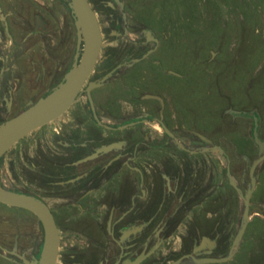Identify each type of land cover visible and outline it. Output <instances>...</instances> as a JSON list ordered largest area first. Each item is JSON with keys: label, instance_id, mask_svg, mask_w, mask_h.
<instances>
[{"label": "flooded vegetation", "instance_id": "af4514ba", "mask_svg": "<svg viewBox=\"0 0 264 264\" xmlns=\"http://www.w3.org/2000/svg\"><path fill=\"white\" fill-rule=\"evenodd\" d=\"M89 2L101 27L102 46L82 92L71 105L83 99L81 108L71 112L67 120L62 117L71 107L51 121L62 122L58 128H49L53 147L44 144L36 150L31 146L35 139L30 138V132L6 151L0 157V187L33 195L55 212L59 231L55 264H264V224L253 229L252 220L260 215L250 211L255 187L249 220L238 235L251 178L243 199L240 197L243 205L238 216L237 196L233 194L235 208L228 207L224 193L211 191L207 180L210 162L203 156L207 152H202L203 146L220 149L227 159L226 136L217 139L191 129L188 131L201 146L190 145L176 134L165 100L150 86L152 79L147 85L143 82V91L137 88L132 93L131 82L140 80L137 76L141 73L153 68L158 75V56L153 55L158 50V35L141 18L139 29L127 30L124 19L126 15L128 20L137 17L134 11L131 15L125 10L121 16L108 0ZM69 3L0 0V100L6 108L14 100L16 104L25 101L21 108H27L51 92L80 60L83 42ZM105 5L111 11L101 8ZM99 15L106 16V26ZM105 33L111 34L115 45H103ZM124 36L127 44L120 46L118 41ZM133 72L135 79L129 81L126 76ZM114 79L124 80L122 94L109 96L107 106L92 98L93 111L86 86L99 83L91 90L92 97L94 89ZM27 81L33 87L28 95L24 94ZM230 112L233 117L240 114ZM6 120L0 119V124ZM198 133L206 138L201 140ZM259 137L264 141L263 135ZM256 147L254 158L259 152ZM9 152L11 187L2 173L3 159ZM226 178L215 188L226 187ZM55 199L60 202L55 203ZM29 212L35 218L0 215V224L8 225L0 230L2 258L18 264H25L20 255L29 261L39 260L44 231L37 216ZM259 218L256 221L264 222Z\"/></svg>", "mask_w": 264, "mask_h": 264}, {"label": "rangeland", "instance_id": "374dc122", "mask_svg": "<svg viewBox=\"0 0 264 264\" xmlns=\"http://www.w3.org/2000/svg\"><path fill=\"white\" fill-rule=\"evenodd\" d=\"M108 1L110 5L117 7L115 12L121 16L126 14L125 10L131 15L133 11L138 15L135 18L130 16V20L126 15L124 26L127 30L139 29L142 19L158 35V50L153 54L158 56V75L154 74L153 68L147 73H141L137 76L140 80L131 82L132 93L137 91V88L143 91V85H147L150 83L149 79H152L150 86L158 89V95L165 100V108L173 117L172 125L176 126V134L190 145L201 146L188 131L191 129L200 130L207 134V137L218 139L220 136H226L224 147L227 159L220 149L213 146H203L202 152L207 151L203 156L210 162L207 174L210 177H207V180L209 178L212 185L211 191L224 193L227 206L231 208L234 207V198L237 196L238 216L243 205V193L248 184L249 167L257 151L251 136L255 130L260 136H264V0H119L118 3L117 0ZM107 7L105 5L101 8L107 13L111 11ZM99 18L103 27L106 26L107 23H103L106 16L99 15ZM137 35L139 34H131V37L135 38ZM110 36V33H105L104 46L109 43L116 44ZM125 38L126 36L118 41L120 46L127 44ZM142 69L143 67L138 71ZM135 76L136 73L133 72L126 77L131 81ZM122 81L114 79L107 86L94 89L93 100L104 102L107 106L109 96L122 94L125 86ZM30 82H26V95L33 92ZM82 101L83 99L73 105L62 118L67 120L71 112L80 110ZM17 103L19 105L14 100L10 108H6L5 102L0 100L2 121L22 110L21 105L26 102ZM128 110L131 111V107ZM230 110L240 113L239 116L233 117ZM245 111L248 113L243 114ZM61 124V121L56 120L50 122L49 126L32 131L30 138H34L35 142L31 146H35L36 150L44 144L53 147L49 141V128L51 125L58 128ZM160 134L161 131H158V135ZM198 134L201 140L205 137L202 133ZM11 159L12 154L9 152L5 155L2 165L4 182L8 187L14 186ZM19 165L16 163L15 167L19 169ZM225 167L229 168L226 174ZM255 173L257 180L250 211L260 215L254 216L256 218L252 220L255 225L253 229L257 230L261 223L264 224L256 221L257 217L264 221V160L256 166ZM225 177L226 187L216 189L215 185H223ZM124 188L122 186L120 190ZM109 193H113L112 189L106 195L108 198ZM55 200V203L60 202L59 199ZM2 214L15 218H35L28 210L0 203V215ZM7 228L8 225L0 224V230ZM0 264L18 262L0 256Z\"/></svg>", "mask_w": 264, "mask_h": 264}, {"label": "water", "instance_id": "95a60500", "mask_svg": "<svg viewBox=\"0 0 264 264\" xmlns=\"http://www.w3.org/2000/svg\"><path fill=\"white\" fill-rule=\"evenodd\" d=\"M69 4L76 17V24L83 42L80 60L73 65L66 73L64 80L51 92L0 124V157L22 137L63 115L82 92L83 86L96 63L102 46V32L97 14L89 0H70ZM98 85L99 83H89L85 89L93 111L91 90ZM165 131L169 132L167 128ZM253 136L259 152L249 168L251 180L244 196L243 221L239 230V237L249 218L250 196L256 182L254 170L264 160V141L259 138L256 130L253 132ZM0 202L31 211L42 224L44 243L40 258L36 261H29L20 255L23 262L25 264H55L58 255L59 231L53 214L46 203L33 195L6 190L2 187H0Z\"/></svg>", "mask_w": 264, "mask_h": 264}, {"label": "clouds", "instance_id": "9594fccd", "mask_svg": "<svg viewBox=\"0 0 264 264\" xmlns=\"http://www.w3.org/2000/svg\"><path fill=\"white\" fill-rule=\"evenodd\" d=\"M258 136H259V133H258ZM260 138V137H259ZM261 139V138H260ZM263 141V140H262ZM257 144V143H256ZM252 163V162H251ZM251 165V164H250ZM250 168V167H249ZM256 169V168H255ZM229 171V168L227 167V172ZM249 173V172H248ZM254 176L257 177V174L255 173V170H254ZM249 220V218L247 219V221ZM246 221V223H247Z\"/></svg>", "mask_w": 264, "mask_h": 264}, {"label": "trees", "instance_id": "16d2710c", "mask_svg": "<svg viewBox=\"0 0 264 264\" xmlns=\"http://www.w3.org/2000/svg\"><path fill=\"white\" fill-rule=\"evenodd\" d=\"M109 9V7H107ZM253 113H256V111H253Z\"/></svg>", "mask_w": 264, "mask_h": 264}, {"label": "bare ground", "instance_id": "6f19581e", "mask_svg": "<svg viewBox=\"0 0 264 264\" xmlns=\"http://www.w3.org/2000/svg\"><path fill=\"white\" fill-rule=\"evenodd\" d=\"M155 127H156V124H155Z\"/></svg>", "mask_w": 264, "mask_h": 264}]
</instances>
